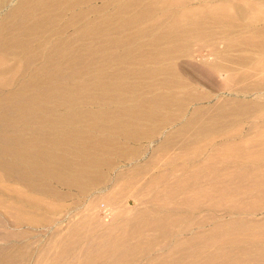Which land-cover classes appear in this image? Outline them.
I'll return each mask as SVG.
<instances>
[{
  "label": "bare ground",
  "instance_id": "1",
  "mask_svg": "<svg viewBox=\"0 0 264 264\" xmlns=\"http://www.w3.org/2000/svg\"><path fill=\"white\" fill-rule=\"evenodd\" d=\"M263 98L255 1L0 0V264H264Z\"/></svg>",
  "mask_w": 264,
  "mask_h": 264
},
{
  "label": "rangeland",
  "instance_id": "2",
  "mask_svg": "<svg viewBox=\"0 0 264 264\" xmlns=\"http://www.w3.org/2000/svg\"><path fill=\"white\" fill-rule=\"evenodd\" d=\"M250 1H255L256 3H260V5H261V7L262 8H264V0H250ZM195 47H197V46H195ZM187 63H188V65L186 64V67H188V68H190L191 69V66H194V70H196V71H198V72H203V71H205V72H203L204 74H205V76L206 77H210V75H211V73H210V71L208 70V69H203V68H201V67H197V61L196 60H189V61H186ZM207 72V73H206ZM210 74H209V73ZM211 82H210V81ZM214 79H212V78H210V79H204V81L203 82H205V84L206 83H208V84H215V83H218L219 81H213ZM213 82V83H212ZM225 97H226V95H225ZM223 99V98H222ZM226 99V98H225ZM248 99L249 100H252L253 99V97L252 96H250V97H248ZM260 101H264V98L263 99H261ZM93 108H97V106H95V107H93ZM190 112H191V110H190ZM190 112H188L187 114L189 115V113ZM242 121H244L243 119L240 121V122H242ZM158 141L159 140H156L155 141V144H158ZM20 187V186H19ZM24 189V188H23ZM103 191H106V189H104ZM30 193V192H29ZM31 194V193H30ZM76 194V195H75ZM0 199H3V197H2V195H0ZM77 201H79L78 202V204H77ZM85 202V200L84 199H81V197H80V195H78L77 194V192L76 191H73L72 192V194H71V196L67 199V200H64V201H62V202H66L67 203V205L69 204V205H71V207L72 208H74L75 206H79V207H82L83 206V202ZM83 203V204H82ZM75 209V208H74ZM39 213H40V211H37V213L36 214H38V216H36V217H39ZM28 232L27 233V239H29V242H30V244H33V248L31 249V252L28 254L29 256V258L31 259V257L32 258H34L35 256H36V254H35V249H36V247H38L39 245H42V244H44V243H46V241L48 240V238H49V236H47V235H49V234H51V229H48L47 227H39V226H23V227H16L14 224H13V222L12 221H7V218H4L3 216H2V214L0 213V236H2L3 234H9V233H13V232ZM2 232V233H1ZM47 233V234H46ZM25 238V239H26ZM1 239V238H0ZM44 242V243H43ZM15 242H14V240H13V238H11V239H9V241H6V244L7 245H12V244H14ZM2 244H4V242H2L1 240H0V245H2ZM35 255V256H34Z\"/></svg>",
  "mask_w": 264,
  "mask_h": 264
}]
</instances>
